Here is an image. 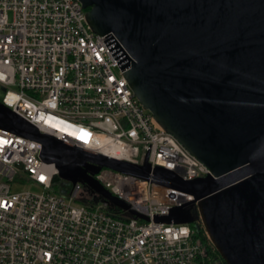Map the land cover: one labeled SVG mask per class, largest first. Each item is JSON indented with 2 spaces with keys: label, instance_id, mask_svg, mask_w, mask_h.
<instances>
[{
  "label": "built area",
  "instance_id": "1",
  "mask_svg": "<svg viewBox=\"0 0 264 264\" xmlns=\"http://www.w3.org/2000/svg\"><path fill=\"white\" fill-rule=\"evenodd\" d=\"M85 12L78 0H0V103L66 146L137 165L146 156L185 181L205 177L141 107L120 70L124 49L94 34ZM41 148L0 128V264H225L188 224L152 220L191 195L101 168L94 180L148 221L131 217L59 179ZM26 183L40 192L12 191Z\"/></svg>",
  "mask_w": 264,
  "mask_h": 264
},
{
  "label": "water",
  "instance_id": "2",
  "mask_svg": "<svg viewBox=\"0 0 264 264\" xmlns=\"http://www.w3.org/2000/svg\"><path fill=\"white\" fill-rule=\"evenodd\" d=\"M78 1L90 30L124 49L141 107L209 174L185 181L146 156L137 165L66 146L1 103L0 128L39 141L59 179L131 217L148 221L94 180L101 168L191 195L153 222L198 220L225 264H264V0Z\"/></svg>",
  "mask_w": 264,
  "mask_h": 264
},
{
  "label": "trees",
  "instance_id": "3",
  "mask_svg": "<svg viewBox=\"0 0 264 264\" xmlns=\"http://www.w3.org/2000/svg\"><path fill=\"white\" fill-rule=\"evenodd\" d=\"M56 180L59 181L58 178H56ZM112 209H114V208H109L108 210L112 211ZM189 227L193 232L194 239L198 240L203 246H207V247L211 248V245L208 242L206 234H205V232H204V230L200 224L193 222L192 224H189ZM215 254H217L216 251H215Z\"/></svg>",
  "mask_w": 264,
  "mask_h": 264
},
{
  "label": "rangeland",
  "instance_id": "4",
  "mask_svg": "<svg viewBox=\"0 0 264 264\" xmlns=\"http://www.w3.org/2000/svg\"><path fill=\"white\" fill-rule=\"evenodd\" d=\"M61 181H59L58 183H60ZM22 190H29L33 193H39L40 192V188L36 185L30 184V183H26L25 185H17V186H13L12 187V191L18 192V191H22Z\"/></svg>",
  "mask_w": 264,
  "mask_h": 264
},
{
  "label": "bare ground",
  "instance_id": "5",
  "mask_svg": "<svg viewBox=\"0 0 264 264\" xmlns=\"http://www.w3.org/2000/svg\"><path fill=\"white\" fill-rule=\"evenodd\" d=\"M113 150L115 151L116 150V147H114Z\"/></svg>",
  "mask_w": 264,
  "mask_h": 264
}]
</instances>
